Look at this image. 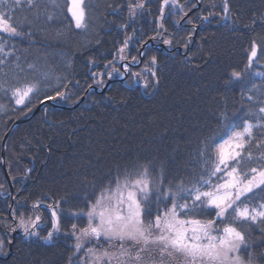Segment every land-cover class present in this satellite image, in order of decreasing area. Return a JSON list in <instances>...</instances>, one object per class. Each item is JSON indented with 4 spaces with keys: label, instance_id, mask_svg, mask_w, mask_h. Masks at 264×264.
I'll list each match as a JSON object with an SVG mask.
<instances>
[{
    "label": "trees",
    "instance_id": "1",
    "mask_svg": "<svg viewBox=\"0 0 264 264\" xmlns=\"http://www.w3.org/2000/svg\"><path fill=\"white\" fill-rule=\"evenodd\" d=\"M37 2L41 6L47 5L53 20L47 21L44 16L33 19L32 10L23 7L16 16L18 19L25 16L33 19L34 40L29 42L16 38L8 43L15 44L21 67L32 63L55 75L79 80L80 84L73 89L75 95L69 101H58L61 106H74L76 103L71 101L76 96L82 98L88 85H95L90 73L104 70L107 61L117 58V49L127 36L133 37L131 57L138 56L140 40L157 32L160 36L165 34L164 39L173 41L174 51L147 46L149 55H156L159 61V84L155 88H130L124 83L114 82L105 92L91 90L77 107L64 109L45 104L30 120L17 125H14L16 121L28 117L39 106L38 100L43 99L45 93L53 94L51 88L42 86L40 93L32 96L31 112L15 105L10 94L0 91V105L3 106L0 108V184L6 189H0V236L6 232L4 223L12 222L9 205L17 208L16 201L22 198L27 200L19 210L31 214L32 202L43 193H49L53 198L65 193H77L82 197V180L86 178L97 184L106 182L109 173H114L116 164L123 165L137 156L142 160L166 161V184L168 181L175 183L179 177L188 179L194 170H198L193 160L196 149L218 127L220 112H227L235 123L244 118L255 122L246 113L249 107L255 110L260 104L248 101L246 95H257L247 92L253 84L264 91V81L253 76L255 72H264V55L250 70H246L245 52L252 39L259 42L260 37H264V28L259 20L251 31L242 25L250 23L253 13L256 16L264 14V0H230L233 17L241 22L239 31L230 23H217L222 13L221 0H179L187 13L201 4L191 18L208 15L209 12L217 14L200 24L187 49L183 42L193 28L186 24L187 19L182 24L175 23L182 15L178 10L174 15H167L169 9L166 8L163 21L166 32L158 29L160 0H146L143 14H138L134 22L128 20L127 0H85L87 31L74 29L71 14L66 11V0H56L64 11L53 7L51 0ZM212 2L216 3L215 8L210 7ZM109 4L113 7L123 4L125 7L111 15L107 8ZM125 22L130 26L126 30L120 29L118 25ZM138 26H141L140 31L136 28ZM57 30L65 33L61 41L46 38L45 34L51 36ZM96 40L100 43L96 44ZM89 58L98 63H87ZM68 60H72L71 66ZM113 62L116 67L118 62ZM15 63L13 57L0 65V79L7 74L9 82H12L11 76L17 72ZM233 70L245 72V76L242 82L233 81L229 85L226 82ZM52 84H56L55 79ZM102 88L98 87L99 90ZM259 99H264V96ZM9 130L5 164L14 187L12 197L2 160V143ZM252 151L256 152L255 146ZM27 168L32 172L25 177L22 174ZM257 195L264 196V193ZM84 206L82 198L62 205L65 211L61 217V231L53 243L37 237L25 238L21 231L15 237L10 255H0V264H67L74 238L66 233H71L73 223L80 227L87 224L86 219L70 216L69 209L74 211ZM40 211L47 220L49 213L43 207ZM239 227L253 241L251 249L241 255L247 259V253L251 252L255 257L254 264H264V240L260 239L259 228H250L247 224ZM41 229L40 236L43 237L47 235L50 224L42 223Z\"/></svg>",
    "mask_w": 264,
    "mask_h": 264
},
{
    "label": "snow or ice",
    "instance_id": "2",
    "mask_svg": "<svg viewBox=\"0 0 264 264\" xmlns=\"http://www.w3.org/2000/svg\"><path fill=\"white\" fill-rule=\"evenodd\" d=\"M221 2L222 13L217 23H230L239 31L241 22L233 17L230 0ZM51 3L53 7L64 11L56 0H51ZM145 3L146 0H127L129 21L134 22L138 14H143ZM25 6L32 10L33 19L44 16L47 21L53 20L47 5L41 6L37 0H0V65L15 57L17 69L11 76V83L7 74L0 79V91L10 94L15 105L23 106L26 112H31V98L40 93L42 86L50 87L53 93H45L43 99L38 100V103L44 105L47 102L69 101L75 95L73 89L80 82L37 68L32 63L21 67L15 44L9 45L8 42L16 38L27 39L29 42L34 40L33 19L27 16L18 19L16 16V12ZM216 6L215 2L210 4L212 8ZM86 7L85 0H66V11L71 14L70 19L76 30L88 29ZM124 7L123 4L107 6L111 15H116ZM166 8L169 9L167 15H174L175 10L182 13L175 21L177 24L188 16L179 0H160L158 20L161 22L158 23V29L165 32L163 21ZM214 15L217 14L209 12L200 19L209 20ZM257 20L264 28V14L256 16L255 13L250 23L242 27L254 30ZM188 23L192 21L189 19ZM129 26V22L118 25L123 30ZM194 32L195 27L185 38V49L191 43ZM45 36L61 41L65 33L57 30L54 35ZM159 36L158 32L157 36L149 39L156 40ZM131 39L132 36H127L117 49L118 60L113 57V60L104 64V70L90 73L96 86L104 87L105 77L110 80L113 74L128 77L130 88L141 81L145 89L155 88L159 84L156 70L159 61L156 55H149L148 39L140 40L143 50L138 51V56H132L130 63L126 62L128 58L125 51ZM95 43L99 44L100 41L96 40ZM163 43L171 45L173 41L163 39ZM245 54L246 70H250L264 55V37H260L259 42L252 39ZM113 61L121 63L123 71L115 67ZM86 62L93 65L98 63L92 58ZM67 63L71 66L72 60ZM140 64H144L142 71H133V66ZM143 72L149 73L153 79L143 77ZM244 76L245 72L233 70L226 83L242 82ZM253 76L264 81V72H255ZM53 79L55 85L52 84ZM92 87L88 85V89L83 90L84 94L87 95ZM247 92L257 93L256 96L246 95V98L260 104L255 110L249 107L246 113L255 122L244 118L240 123H235L227 112H220L217 116L218 127L196 149L193 160L198 170H194L190 178L179 177L175 183L168 181L166 184V161L142 160L137 156L123 165L116 164L114 173H109L106 182L97 184L86 178L82 180V197L77 193H65L53 198L49 193H43L32 202L31 214L19 210L27 200L22 198L16 201L17 208L9 205L12 222L3 225L6 232L0 236V255L10 254L11 233L17 229L23 231L25 238L37 237L53 243L56 234L61 231V217L65 211L62 205L72 199L82 198L85 206L74 211L69 209V213L74 218L86 219L87 224L79 227L73 223L71 233H66L75 240L73 255L84 252L77 264H253L255 257L251 252L247 253V259L241 255L243 251L251 249L253 241L239 225L258 227L260 239L264 240V196L257 195L264 193V99H259L264 96V91L253 84ZM80 99V96H76L71 102L75 104ZM0 108L3 106L0 105ZM253 146L256 152L252 151ZM31 172L32 169L27 168L22 175L27 177ZM0 189H4L3 184H0ZM48 200L52 202L47 203ZM42 207L49 213L47 220L40 211ZM42 223L50 224L47 235L43 237L40 236ZM69 264H72L71 257Z\"/></svg>",
    "mask_w": 264,
    "mask_h": 264
},
{
    "label": "flooded vegetation",
    "instance_id": "3",
    "mask_svg": "<svg viewBox=\"0 0 264 264\" xmlns=\"http://www.w3.org/2000/svg\"><path fill=\"white\" fill-rule=\"evenodd\" d=\"M199 2V1H198ZM201 7V4L200 3H198V8L197 9H199ZM196 9V10H197ZM196 10L194 11V12H192L190 15H188L187 17H185L183 20H181V21H184V20H186L187 19V21H186V24L187 25H190V27H195V32H197V30H198V28L200 27V24L201 23H206L208 20H201L200 19V17L201 16H207V15H205V14H202V15H196L195 17H193V18H191L192 16H193V14L196 12ZM165 12H166V10H165ZM191 20L192 21V23L191 24H189L188 23V20ZM223 22V21H222ZM181 24V23H180ZM139 31H140V29H138ZM194 32V33H195ZM140 33V35H143V33L142 32H139ZM155 34V33H154ZM153 34V35H154ZM157 34H158V32L154 35V36H157ZM164 36H165V34H163L162 36H159V38L158 39H156V41L157 42H155V41H153V40H151V41H153V43L154 44H152V43H148V45L147 46H149L150 45V47H152L153 49H155V50H164V51H166V52H173L174 51V48L171 46V45H166V44H164L162 41H163V39H164ZM193 36H194V34H193ZM192 36V37H193ZM149 40V39H148ZM150 41V40H149ZM131 42H133V40L131 39V41H129V45H128V48L126 49V51H125V55L127 56V61L126 62H131V56H130V53H131ZM179 49L181 48V47H178ZM140 49H141V47H140ZM117 60H118V56H117ZM121 64V63H120ZM144 68V66H141V64L139 65V66H133V71H137V72H141L142 71V69ZM157 68H158V66L156 67V70H157ZM115 75H117L119 78H118V80H114V81H111V83L109 84V85H111V84H113L114 82H121V83H124L126 86H128L129 87V85H128V83H127V79H128V77H121L120 75H118V74H115ZM142 76L143 77H145V78H147V79H149V80H152V78H151V76H150V74L149 73H147V72H143L142 73ZM94 86H96V85H94ZM97 88H96V91H98V86H96ZM132 87H140L141 89H144V87H143V82L141 81V83H139V84H137V85H133ZM22 231V230H21ZM20 233H16L15 234V232L14 233H11V239H12V241L13 240H15V237L17 236V235H19ZM10 251H12V246L10 247Z\"/></svg>",
    "mask_w": 264,
    "mask_h": 264
},
{
    "label": "water",
    "instance_id": "4",
    "mask_svg": "<svg viewBox=\"0 0 264 264\" xmlns=\"http://www.w3.org/2000/svg\"><path fill=\"white\" fill-rule=\"evenodd\" d=\"M149 42H151V40H150ZM141 51H142V48H141ZM109 83H110V82H109ZM107 86H108V84H107L106 87L103 89V91L106 90ZM85 97H86V95L84 94V96L80 99L79 103L82 102V101L84 100ZM56 102H57V101H55V102H47L46 104H54V105H55ZM79 103H76L74 106H71V107L61 106V108H64V109H69V108H70V109H71V108L77 107ZM44 105H45V104H44ZM44 105H41V104H40V105L34 110V112H33L30 116H28V117H26V118H22V119L16 121L14 125H17V124H20V123H22V122H25V121L30 120V119H31L36 113L39 112V110H40V109L42 108V106H44ZM11 129H12V128H11ZM10 132H11V130H9V132L6 134V136L4 137L3 143H2V160H3V170H4V173H5V175H6V178H7V180H8L9 186H10V195H12V193H13V191H14V187H13L12 181H11V179H10V176H9V174H8V171H7V168H6V164H5V143H6V139H7L8 135L10 134ZM19 232H20V231L17 230V231L15 232V234H16V233H19ZM13 241H14V240H13ZM12 243H13V242H12ZM9 255H10V254H9ZM9 255H8V256H9Z\"/></svg>",
    "mask_w": 264,
    "mask_h": 264
},
{
    "label": "rangeland",
    "instance_id": "5",
    "mask_svg": "<svg viewBox=\"0 0 264 264\" xmlns=\"http://www.w3.org/2000/svg\"><path fill=\"white\" fill-rule=\"evenodd\" d=\"M181 24L183 23V21H181L180 22ZM143 50V49H142ZM180 51H182V48H180L179 49ZM139 51H141V49L139 50ZM134 66H136V65H134ZM137 66H139V65H137ZM158 66V65H157ZM117 68H121V64L120 63H117V66H116ZM121 71H123V69L121 68ZM119 77L117 76V75H114L113 74V77H112V79H110V81H114V80H117ZM109 85L110 83H109V79H107L106 80V84H105V86L106 85ZM94 87V86H93ZM97 88V87H96ZM95 90V89H94ZM87 222V221H86ZM80 227V226H79ZM21 230V229H20ZM74 243H75V240H74ZM74 245V244H73ZM89 246H94V245H89ZM102 246H104V247H106V245H102ZM73 252H74V248H73V251H72V254H71V261H72V264H77V261H78V258L79 257H82V256H84V252L83 251H81V252H79V253H76L75 255H73ZM67 264H69V262L67 263ZM254 264V263H253Z\"/></svg>",
    "mask_w": 264,
    "mask_h": 264
},
{
    "label": "bare ground",
    "instance_id": "6",
    "mask_svg": "<svg viewBox=\"0 0 264 264\" xmlns=\"http://www.w3.org/2000/svg\"><path fill=\"white\" fill-rule=\"evenodd\" d=\"M197 8H198V7H197ZM197 8H195V9L189 11V12H188V15H190L192 12H194ZM147 11H149V10H147ZM136 28L140 29L141 26H138V27H136ZM151 30H154V29H151ZM155 34H156V33H155ZM155 34H154V35H155ZM154 35H153V36H154ZM150 37H152V36H150ZM150 37H149V38H150ZM149 38H148V39H149ZM149 40H150V39H149ZM151 43L154 44L153 41H151ZM78 103H79V102H78ZM66 107H71V106H66Z\"/></svg>",
    "mask_w": 264,
    "mask_h": 264
}]
</instances>
